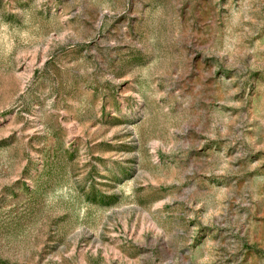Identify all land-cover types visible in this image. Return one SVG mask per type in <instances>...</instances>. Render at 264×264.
<instances>
[{
    "label": "rangeland",
    "instance_id": "rangeland-1",
    "mask_svg": "<svg viewBox=\"0 0 264 264\" xmlns=\"http://www.w3.org/2000/svg\"><path fill=\"white\" fill-rule=\"evenodd\" d=\"M0 264H264V0H0Z\"/></svg>",
    "mask_w": 264,
    "mask_h": 264
}]
</instances>
